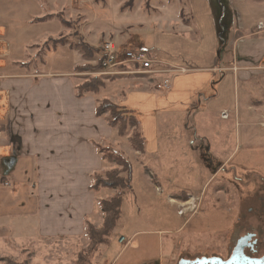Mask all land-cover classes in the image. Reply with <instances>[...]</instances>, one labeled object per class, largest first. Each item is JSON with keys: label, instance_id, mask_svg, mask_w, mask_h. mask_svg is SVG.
<instances>
[{"label": "crops", "instance_id": "obj_1", "mask_svg": "<svg viewBox=\"0 0 264 264\" xmlns=\"http://www.w3.org/2000/svg\"><path fill=\"white\" fill-rule=\"evenodd\" d=\"M65 2L0 0V227L17 229L24 244L37 237L45 244L62 243L65 251L67 244L81 242L77 264L89 244L86 219L95 227L103 222V214L97 218L100 191H92L90 185L93 174L105 169L98 145L114 142L116 130L107 113L96 115L97 94L77 96L87 73L77 67L88 62L80 49L61 45L46 56L36 51L28 55L46 33L61 31V24L45 31V23L51 22L45 18V5L52 13L65 8ZM108 10L123 18L105 34L108 40L120 51H147L153 70L159 71L139 73L148 78L145 87L129 89L116 100L140 122L145 145L144 152L133 149L137 157L147 162L187 146L231 149L243 142L249 148L264 143L263 115L243 108L241 101L243 86L264 76V17L250 15L242 0H155L149 10L140 2L132 10L113 3ZM82 36L98 53L102 32L83 30ZM62 52L77 53L79 62L58 66ZM199 150L193 153L198 160ZM226 161L218 163L213 177L225 173ZM174 173L169 184L163 183L168 188L179 176ZM198 175L199 186L182 191L203 193L207 177L202 171ZM147 178L151 188L153 179ZM117 227L88 264L92 259V264H163L162 248L148 255L153 251L147 236L151 233L135 242L140 229L128 235Z\"/></svg>", "mask_w": 264, "mask_h": 264}, {"label": "rangeland", "instance_id": "obj_2", "mask_svg": "<svg viewBox=\"0 0 264 264\" xmlns=\"http://www.w3.org/2000/svg\"><path fill=\"white\" fill-rule=\"evenodd\" d=\"M242 1L246 9H251L250 15L264 17V0ZM138 2L147 10L155 4V0H66L65 8L52 13L45 5V18L51 21L45 23V31L54 24H61V31L46 33L45 40H40L39 42L42 41L40 44L30 47L28 55L31 57L36 51L37 56H46L49 51L52 52L63 44L76 46L81 50L80 46L84 43L83 30L101 31L102 45L109 39L105 34L123 19L122 16H113L108 10L113 3L120 6L121 10H132L137 7ZM95 14L100 16H94ZM91 50L94 57L90 59L83 55L82 50L80 52L88 61L86 64L94 67L99 63V55L96 47ZM64 54L59 53L56 61L58 66L68 67L79 62L80 57L77 53ZM95 60L93 64L90 62ZM97 72L99 69H90L88 74L85 72L81 84L94 77L101 78L97 83V92H90L98 95V105L104 100L117 104L116 100L121 99L129 89L145 87L148 81V78H143L139 74L103 75ZM242 89L243 108L256 109L263 115L260 128L264 131V76L257 82L245 84ZM106 113L108 120L109 112ZM114 129L116 130L114 142L106 141L100 145L103 151L101 154L104 153L107 157L104 160V171L98 173L104 177L106 170L118 168L119 166L110 161L109 157L112 156L111 159H114L121 154L131 163L134 176V188L132 181L131 189L125 192L123 216L119 220L120 223L118 222L119 225L117 224L118 227L116 226V231L122 227L125 233L131 235L140 229L141 236L137 237L135 242L142 240L145 234L151 233L152 235L147 236L152 239L150 247L153 251H149L148 255L157 254L159 248H162L163 264H179L184 259L194 260L213 256L226 260L242 239H246V243L258 244L256 252L245 248L247 253H252L251 255L257 258L264 257V143L249 148L243 142L242 146H234L231 149L204 147L199 150L198 145L187 146L173 149L172 154H168L166 158L162 157L156 161L149 159L146 162L145 157L140 155L137 157L131 143L132 136L136 134V140L140 144L139 125L135 123L126 125L122 128V134L118 132V127ZM258 130L259 128H256L257 133ZM110 150H116L118 154L109 152ZM198 150L201 152L199 160L193 156ZM185 153L190 157L186 158ZM220 161H226L223 166L225 173L219 172L213 177V171L217 169ZM174 171L179 173V176L174 179L173 187L168 188L163 183L165 181L169 184L168 178ZM201 171L203 176L207 177L203 182L206 183L207 189L200 194L182 191L190 186L194 188L199 186L201 182L197 177ZM147 177L153 179L151 188ZM227 177L230 180H227ZM104 188L101 187L99 190L97 204L99 206L97 218L100 219L103 214V222L105 215L102 213L100 201L111 199L118 191ZM109 191L113 193L106 195ZM17 231L7 225H1L0 264H74L76 249L82 246L81 242L67 244L65 246L67 250L64 251L61 250L62 243L56 241L45 244V240L37 237L33 238L32 244H24V239L17 236ZM137 247L139 246L136 245ZM98 250L99 247L94 254ZM62 257L65 258L60 260ZM92 262L93 259L91 264Z\"/></svg>", "mask_w": 264, "mask_h": 264}, {"label": "trees", "instance_id": "obj_3", "mask_svg": "<svg viewBox=\"0 0 264 264\" xmlns=\"http://www.w3.org/2000/svg\"><path fill=\"white\" fill-rule=\"evenodd\" d=\"M80 47L84 52L83 55L86 58L90 59L94 57V55L92 54V50L87 43H82ZM100 67V63H98L97 66L94 67L86 64L84 66L77 67V69L83 72H88V70L90 69L96 70L100 69ZM100 80V77H94L92 79H89V81H85L82 84L78 85L77 96L83 97L87 92H97V83ZM106 112H109V125L113 128L118 127V132L121 134L122 128H124L128 124L135 123V125H139L140 127V122L135 112L127 109L124 106H120L119 104L104 100L97 106L96 115L102 116ZM140 138V144H138L136 140V134L133 135L131 138V143L137 151L144 152L145 142L142 133H140ZM98 148L101 152H103L100 145H98ZM109 152L118 154V151L116 150H110ZM106 157L107 156L103 153L104 160H106ZM111 157H109V160L115 162L119 167L110 171H106L104 173V177H102L98 172L93 174V181L90 185V189L94 192H98L101 187H105L109 189H118V191L111 199L100 201V207L105 215L102 227L96 228L88 218L86 219L85 227L87 235L89 237V244L87 248L79 254L77 264H88L90 262V256L96 251L99 245L108 243L112 232L115 230L119 220L121 219L125 192L126 190L131 189L133 181V168L131 163L121 154L115 156L114 159H111Z\"/></svg>", "mask_w": 264, "mask_h": 264}, {"label": "built area", "instance_id": "obj_4", "mask_svg": "<svg viewBox=\"0 0 264 264\" xmlns=\"http://www.w3.org/2000/svg\"><path fill=\"white\" fill-rule=\"evenodd\" d=\"M98 55V62L101 66L98 74L121 75L159 72L153 70V60L148 52L141 48H129L120 51L114 41L107 40L98 48ZM166 71L170 72L169 70ZM170 82L168 78L164 81V85L167 87ZM223 116L227 117V114L225 113Z\"/></svg>", "mask_w": 264, "mask_h": 264}, {"label": "water", "instance_id": "obj_5", "mask_svg": "<svg viewBox=\"0 0 264 264\" xmlns=\"http://www.w3.org/2000/svg\"><path fill=\"white\" fill-rule=\"evenodd\" d=\"M246 239L240 240L231 256L224 260L220 257H202L194 260H181L179 264H264V257L251 258L245 254Z\"/></svg>", "mask_w": 264, "mask_h": 264}, {"label": "flooded vegetation", "instance_id": "obj_6", "mask_svg": "<svg viewBox=\"0 0 264 264\" xmlns=\"http://www.w3.org/2000/svg\"><path fill=\"white\" fill-rule=\"evenodd\" d=\"M247 245H246V247L245 248H249L250 250H252L253 252H256V247H257V242H254V243H249V242H247L246 243ZM245 254L247 255V256H249V257H251V258H257V257H255L254 255H251L252 253H247L246 251H245Z\"/></svg>", "mask_w": 264, "mask_h": 264}]
</instances>
